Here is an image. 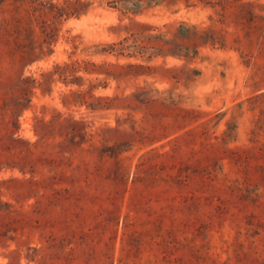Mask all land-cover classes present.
Wrapping results in <instances>:
<instances>
[{
	"label": "rangeland",
	"instance_id": "1",
	"mask_svg": "<svg viewBox=\"0 0 264 264\" xmlns=\"http://www.w3.org/2000/svg\"><path fill=\"white\" fill-rule=\"evenodd\" d=\"M112 1L0 0V264H264V0Z\"/></svg>",
	"mask_w": 264,
	"mask_h": 264
},
{
	"label": "trees",
	"instance_id": "2",
	"mask_svg": "<svg viewBox=\"0 0 264 264\" xmlns=\"http://www.w3.org/2000/svg\"><path fill=\"white\" fill-rule=\"evenodd\" d=\"M146 3L145 5H149L150 3H157L160 0H145ZM141 0H113L112 3L114 4V7H118L119 9L123 11H137L138 8H140L141 5ZM136 26H141L140 24H136ZM184 30H187L184 25H179L177 28V32H181V34H185ZM149 37H152L151 35ZM181 48V47H180ZM173 54H179L185 56V54L178 53V52H173Z\"/></svg>",
	"mask_w": 264,
	"mask_h": 264
}]
</instances>
